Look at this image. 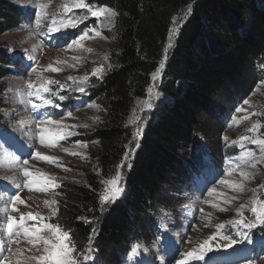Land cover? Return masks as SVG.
I'll return each instance as SVG.
<instances>
[{"label": "trees", "instance_id": "1", "mask_svg": "<svg viewBox=\"0 0 264 264\" xmlns=\"http://www.w3.org/2000/svg\"><path fill=\"white\" fill-rule=\"evenodd\" d=\"M87 3L117 13L111 69L91 85L88 97L102 109L99 128L75 139L87 145L94 166L82 170L79 185L60 188L56 183L61 200L54 218L45 219L70 233L79 264H131L134 252L158 235L160 220L178 192L202 171L200 136L211 123L220 128V117L233 112L263 81L258 77L264 62V0ZM8 9L0 7V27H25L27 13L19 6L10 14ZM174 21L180 27L170 36ZM93 22L74 28L66 40ZM13 64V53L0 50V77L8 76ZM155 74L167 102L150 112L135 140L137 129L128 125V118L134 103L146 98ZM4 130L0 124V133ZM259 135L264 137V115ZM118 172L123 193L115 203L102 204L106 181Z\"/></svg>", "mask_w": 264, "mask_h": 264}, {"label": "rangeland", "instance_id": "2", "mask_svg": "<svg viewBox=\"0 0 264 264\" xmlns=\"http://www.w3.org/2000/svg\"><path fill=\"white\" fill-rule=\"evenodd\" d=\"M38 4L47 5L41 10L39 23H37L36 15ZM65 5L71 7V0H0V7L12 9L19 6L34 10V13L26 18L27 26L23 27L21 23L18 28L16 26L11 29L0 27V50L7 48L8 52L13 53L15 62L12 66H8L10 70L8 76L0 77V84L4 86V92L0 95L4 106L0 109V124L5 127V133L1 132L0 138L3 137V143L7 140L14 142L10 148L2 147L3 143L0 146V208L4 207L11 196L19 192L24 203L15 205L18 212L13 213L9 208V214L19 218L20 214L31 212L34 215L38 214V217H43L42 220L38 218L36 221H28V225L40 226L48 223L45 215L51 219L54 218L55 215L52 213L57 203L51 204V201L58 202L61 197L59 194L56 195L55 188L51 186L47 191H37L36 189L43 184V179L33 184L32 191L24 188L23 184L29 178L23 175L20 165L24 160H28L29 163L25 167L29 172L44 174V178H50L55 184H61L60 188L83 183L82 170H90L94 165L89 159L87 145L76 143L75 139L80 132L89 133L99 128L102 109L97 100L91 102L87 99V94L92 91L91 85L111 69L110 44L113 41L111 31L115 17L108 15L98 19L91 16L87 9L75 7L71 12L66 13ZM10 9L7 11L8 14ZM53 17L57 20L63 17L78 20L80 21L78 26L89 20L95 22L89 23L85 30L88 31L89 38L80 41L79 46L74 45L68 49L67 45L80 35L59 45L61 39L74 28H69L66 32L50 33L49 26L52 24ZM2 21L0 20L1 25H3ZM179 27L180 23L174 21L170 36L176 35ZM92 29L98 31L100 35L97 36L93 31H89ZM172 43L173 41L168 42L169 48ZM49 65L60 71H47ZM260 68L262 71L258 78L263 81L255 83L247 98L242 100L233 112H227L220 117V128L211 123L206 134L200 136L206 167L212 166L216 172L208 171L197 175L192 185L183 187L178 192L177 201L169 206L170 208L160 220V242L155 232L151 241L144 243L145 245L131 256L135 258V264H176L178 260H184L185 253L193 250L202 252L203 258L202 260L188 258L187 264H264V222L257 220L256 215L251 211L254 206L258 211L264 209V162L258 164L256 168L244 163L242 154L245 151L255 152L257 158L260 152L257 145L240 139L243 136L261 137L259 134L264 115V62ZM93 69H102V71L98 75H93ZM70 76L77 78V81L80 77L87 76L88 80L78 85L77 82L68 79ZM155 76L154 84L147 91L146 98L134 103L131 116L128 118V125L130 124L134 129L144 128L149 122L150 112L163 102H167V97L158 92L161 77L159 74ZM48 80L59 81V84L49 86L51 88L49 93H43L45 98L52 101L51 104L44 105L42 99L28 96L26 85L29 81L39 85ZM61 84L64 85L63 88L60 87ZM78 86L84 87L85 91L83 93L78 91ZM61 95L65 97L63 100L59 99ZM70 97L73 99L72 109L69 111L66 102ZM245 100L249 103L245 104ZM32 103L42 106L37 111H33ZM89 105L93 106L89 107ZM96 105L99 107H95ZM237 108H241L242 111L236 112ZM69 113H72L71 116L68 115ZM233 116L236 117V121H233ZM48 118L61 123L60 125L49 124ZM41 120L45 123L40 124ZM65 125L66 128L63 127ZM253 125H257V129L248 131L253 128ZM41 128H46L53 134L62 132L66 138L58 140L55 146L42 145L39 135ZM68 133L71 134L68 135ZM225 137L228 139L225 140ZM233 141L236 143L233 144ZM64 149L68 151L65 152ZM34 152L52 157L54 162L33 159ZM7 159L9 161L4 166L3 162ZM237 164L239 168H236ZM230 166L235 170L226 174ZM240 171L248 172L250 175L242 177L239 174ZM221 180L229 183L222 184ZM236 184H242V188H235ZM17 185L21 187L17 189ZM210 189L216 191L209 195ZM45 201L49 203L46 204ZM241 205H244L242 209ZM221 208L224 211H221ZM201 209L204 211L201 212ZM238 209L243 214L242 217L238 215ZM241 218L245 224L251 223L255 226L248 229L229 223ZM217 224H224V228L218 230ZM243 232L248 233L249 239H244L240 234ZM41 235L51 237L52 233L44 230ZM210 237L214 238L209 239ZM206 241L207 245L201 249V245H204ZM8 247H11L13 252L20 248L23 255L9 253ZM228 247L238 249L239 255L258 249L259 257H257V250H253L250 253L251 259L257 257L256 260L251 262L246 260L249 254L247 258L235 261L230 256V251L228 259L224 253ZM37 248L41 252H37ZM0 249H3L0 251V264H5V258L10 264H15L17 259L23 262L25 256L41 254L43 245L33 247L23 238L20 244L10 243L6 229V216L0 214Z\"/></svg>", "mask_w": 264, "mask_h": 264}, {"label": "snow or ice", "instance_id": "3", "mask_svg": "<svg viewBox=\"0 0 264 264\" xmlns=\"http://www.w3.org/2000/svg\"><path fill=\"white\" fill-rule=\"evenodd\" d=\"M71 7L65 5V12H71L72 8H78V9H87V12L91 14V16L100 18L102 16H112L115 17L117 13L115 10L107 7H97L93 8L90 3H87L86 0H71ZM47 5L45 4H38L37 5V23H39V20L41 18V10L45 9ZM80 21L75 20V19H68L67 17H63L59 20H57L55 17H53L52 24L49 26V32L50 33H59V32H66L67 29L69 28H75L78 26ZM93 31L95 35H100L98 31L95 29L89 30ZM89 38V33L88 31H85L82 33L79 37L73 39L68 45L67 48L71 49L74 45L79 46L80 41ZM88 51H91V49H88ZM47 71H52V72H57L60 71V69L54 68L51 65L48 66L46 69ZM35 71V69H33ZM102 69H93V75H98L101 73ZM69 80H73L74 82H77L78 85H82L87 82L88 77H80L79 80L77 81V78L75 77H68ZM153 79H156V76H153ZM51 84H59V81H52L48 80L45 81L39 85H34L33 82L29 81L26 85L28 89V96H35L37 98L42 99L44 105L51 104L52 101L45 98L43 96V93H49L51 91V88L49 87ZM61 88L64 87V85H60ZM78 91L83 93L85 91V88L82 86H78ZM55 95V93H52ZM65 97L61 95L59 97L60 100H63ZM245 104H248L249 101L245 100ZM42 105L37 104V103H32L31 107L33 111H37ZM58 106V105H56ZM93 105H89V107H92ZM95 107H99L96 105ZM241 108H237L236 112H241ZM71 116V113L68 114ZM246 118V117H245ZM98 119V117H97ZM233 121H236V117L233 116ZM45 121L41 120L40 124H44ZM47 123L49 124H56L60 125V121H53L50 118L47 119ZM63 127H67L66 125ZM84 127H87V125H84ZM254 129H257V125H253V128L249 129L248 131H253ZM142 130L137 128V131L134 133V139L138 140L140 135H141ZM71 133H68L70 135ZM40 143L45 146H55V143L58 140H64L66 137L62 132H57L55 134L51 133L48 129L46 128H41L40 130ZM225 140L228 138L225 137ZM243 141H247L251 144L257 145L260 156L257 158L255 152L252 151H245L242 154V159L244 163L249 164L250 167L256 168L258 164L261 162H264V137H248V136H243L240 138ZM236 142L233 141V144ZM139 145L137 144V147ZM65 152H67V149H64ZM75 155V153H73ZM126 155H128L126 153ZM33 159H41L49 162H54L52 157L48 156H42L41 153L39 152H34L32 154ZM29 161L24 160L23 164L20 165L21 171L25 177H28L29 179L26 180L23 184L24 188H27L29 191L33 190V184L37 183L38 180L43 179V184L39 186L36 190L37 191H47L48 187L51 186L53 188L57 187L52 179L50 178H44V174L42 173H31L29 172L28 168L25 167L28 165ZM123 167V165H121ZM236 168H239V165H236ZM235 169L230 166V168L227 170L226 174L231 173ZM242 177H248L250 174L245 171H240L239 173ZM120 180H121V175L118 172L115 177L109 179L106 181L107 187L104 190V194L100 196V200L102 204H108V203H115L117 199H119L120 195L123 193V188L120 186ZM220 183L222 184H228V181L221 180ZM17 189H19L21 186L17 185ZM235 188L241 189L242 184H236L234 185ZM215 189H210L209 190V195H211L213 192H215ZM20 203L23 204L24 201L21 199L19 192L14 194L9 198V200L5 203L3 208H0V214H3L6 216V229L8 232L9 236V241L10 243H15V244H20L21 238L25 239L29 245H32L33 247H36L37 245L42 244L43 249L41 254H33L30 256H25L23 262L20 259H17L15 264H79V260L74 256L75 252V246L71 243V236L68 231L62 230L58 225H53L49 223H44L40 226H37L36 224L28 225V221H36L38 218L43 219V217H38V214H33L31 212L27 214H20L19 218L16 216H13L9 214L8 209H11V212H18V209L16 208V204ZM45 203H49L48 201H45ZM57 202L55 200L51 201V204H56ZM207 203V202H206ZM213 207H217V205H212ZM241 209L244 207V205L240 206ZM221 211H224V209H220ZM57 210H53V215L56 214ZM204 210L201 209V212ZM251 211L256 215V219L260 220L261 222H264V209H261L258 211L257 207H253ZM238 215L243 216V214L240 212V210H237ZM229 223L238 226V227H247L248 229H251L252 227L255 226V224H245L243 222V219H238V220H232L229 221ZM216 228L218 230L224 228V224H217ZM47 230L48 232L52 233L51 237H46L44 235H41V232ZM244 239H249L248 233L243 232L240 233ZM214 237H210L209 239H213ZM225 239H228L225 237ZM235 242V241H233ZM207 245V241L205 242L204 245H201V249H203ZM0 251H3V249H0ZM7 251L9 253H13V255H23L22 250L20 248H17L15 252H13V249L11 247L7 248ZM37 252H41L39 248L36 249ZM198 250H193L190 252H187L184 254V260H178L176 264H187L188 258H195V259H202V252L197 255ZM85 259H88V257H85ZM5 264H10L5 258Z\"/></svg>", "mask_w": 264, "mask_h": 264}, {"label": "bare ground", "instance_id": "4", "mask_svg": "<svg viewBox=\"0 0 264 264\" xmlns=\"http://www.w3.org/2000/svg\"><path fill=\"white\" fill-rule=\"evenodd\" d=\"M12 158V157H11Z\"/></svg>", "mask_w": 264, "mask_h": 264}]
</instances>
